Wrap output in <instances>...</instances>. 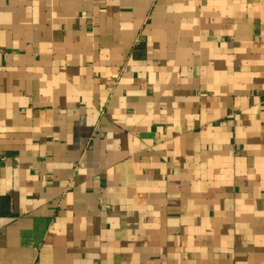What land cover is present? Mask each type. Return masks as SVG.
Masks as SVG:
<instances>
[{
  "label": "crops",
  "instance_id": "1",
  "mask_svg": "<svg viewBox=\"0 0 264 264\" xmlns=\"http://www.w3.org/2000/svg\"><path fill=\"white\" fill-rule=\"evenodd\" d=\"M0 264H264V0H0Z\"/></svg>",
  "mask_w": 264,
  "mask_h": 264
}]
</instances>
